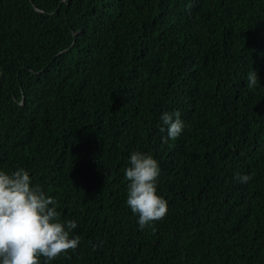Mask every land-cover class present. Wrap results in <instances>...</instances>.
<instances>
[{
	"label": "trees",
	"instance_id": "16d2710c",
	"mask_svg": "<svg viewBox=\"0 0 264 264\" xmlns=\"http://www.w3.org/2000/svg\"><path fill=\"white\" fill-rule=\"evenodd\" d=\"M172 110L186 126L165 140ZM136 150L168 201L143 230ZM17 167L77 222L50 264H264V0H0V168Z\"/></svg>",
	"mask_w": 264,
	"mask_h": 264
},
{
	"label": "clouds",
	"instance_id": "9594fccd",
	"mask_svg": "<svg viewBox=\"0 0 264 264\" xmlns=\"http://www.w3.org/2000/svg\"><path fill=\"white\" fill-rule=\"evenodd\" d=\"M259 83L258 74L252 69L247 86L254 88ZM160 121V131L167 134L165 140L178 138L186 126L179 110L162 112ZM160 173V164L151 153H130L124 168L128 181L126 204L137 216L141 230L168 212V201L158 192ZM236 179L246 184L252 176L242 173ZM56 204L53 196L33 184L26 168H0V264H41V257L50 264L57 256L79 246L80 237L73 235L77 222L62 220Z\"/></svg>",
	"mask_w": 264,
	"mask_h": 264
}]
</instances>
